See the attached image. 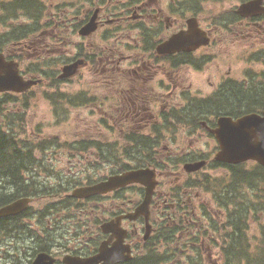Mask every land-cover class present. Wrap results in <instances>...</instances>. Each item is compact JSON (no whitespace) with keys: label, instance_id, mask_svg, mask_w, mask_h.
I'll return each mask as SVG.
<instances>
[{"label":"flooded vegetation","instance_id":"obj_1","mask_svg":"<svg viewBox=\"0 0 264 264\" xmlns=\"http://www.w3.org/2000/svg\"><path fill=\"white\" fill-rule=\"evenodd\" d=\"M14 1L19 2L18 10L14 12V15L21 14L30 23L22 27L26 29V33L18 36L17 42L10 43L12 46H16L12 51L9 52L4 49L7 45L6 40L0 41L3 44L2 46L0 43L2 46L0 54L5 60L16 62L18 67L22 55L12 52L14 50L23 51L24 47H28V45H24V42H31V37L34 38L36 33H38L37 37L40 38L43 34L45 36L46 31L47 34H51L54 28L62 27L64 31L76 33L79 41H81L84 40V37L79 36V31L90 20H93L95 24L93 34L100 32V41H107L111 38L109 36L117 39L128 37L130 40L132 39L134 44V46L131 45V49L140 46L141 43L150 44V52L140 53L133 50L137 55L128 57L122 56L116 46L115 48L112 46L99 48L97 55L95 54L96 49L92 54H84V49L79 43L78 52L72 62L76 59H82L77 58L80 56L85 58L83 59L85 63L81 67L88 66L95 61L97 64H101V69L95 68L98 75L104 74V72L114 74L116 71L112 70H117L118 67L121 69L122 61L128 62L130 64L128 71H121L131 75L129 88H132V91H118L110 94V98L104 97L112 104L117 103L113 109L119 114V117L114 119V122L109 117L113 125L105 120H101V124H106L115 129L117 127L122 133L127 131L126 134L130 140H135L138 136L144 138V141L148 140L155 144L143 146V150L138 152V157L131 153L130 159L134 161L131 160V166L124 167L116 164L110 165V163L115 162L109 158L111 153L106 151L103 145H100V143L102 144L100 140L82 139L70 145L67 148L65 160L68 169H62L69 176L78 174L81 170L95 169V173L106 172V174H100L98 180L91 179V181H83L82 183L74 179L66 182L65 180L68 178L66 175L58 177L60 186L66 187L64 195L61 196L62 201L74 213L78 211L82 214V217L70 224L61 221L53 222L48 219V214L45 215L44 211L34 212L30 209V204L34 202L36 192L40 188L35 191L37 182L33 178L35 171L40 169V165H38L40 162L37 164V159L32 157L33 161L28 163L24 169L27 177L24 191L27 193L19 198H28L30 203L27 209L21 213L0 218L2 220L0 231L8 236L11 231L22 226L19 222L20 219L30 217L37 225L35 230L26 231L25 242H23L25 245L24 256L48 254L53 259L54 264H87L86 261L88 260H90L89 264H152L150 254H146L145 249L147 245L151 244L153 238L162 236L168 240L171 233L179 227H198L194 215V208L198 205L197 202L191 203L190 200L193 186L190 181H186L184 178L197 176L209 166L219 168L220 165L217 166L218 164H216L219 162L213 161L212 158L218 151L212 131L217 127L219 118L229 117L235 120L243 114L238 105L233 106L235 109L230 114L216 112L217 108L220 109L221 104L213 105V107L210 104L216 98L214 103L218 101L219 97L217 96L220 94L218 92L237 90L238 88L231 87L227 79H224L221 86H212V90L218 95L214 94L211 98L198 99L201 101L200 105L192 107L187 119V124L195 126L196 129L186 133L192 137L209 138L214 143L212 154L210 156L189 154L185 156L186 158L181 161V164L174 167L166 159L177 155L168 151L167 147L157 146L162 138L161 132H156L153 137L151 133L153 126L162 128V124L167 122V108L170 112L176 107L173 106V101L168 99V94L154 95L151 88H147L146 82H150L151 85L158 79L165 80L164 78H167L159 88L155 89L156 91H171V94H178L179 92L184 94L191 91L190 87L185 86L184 71L186 69L201 70L203 64H206L205 62L211 57L207 50L212 45L220 43L222 32H225L224 39L227 41L246 42L245 48L248 47L247 45L264 47V0H239L232 9L225 7L227 0H217V2L212 3L211 16L206 17L198 11L199 0H67L68 2L63 1L57 5L42 0H5L0 4L1 12H4L7 9L6 6ZM203 1L208 2L207 0ZM258 1L260 2L254 9H241V6L248 2ZM191 2L193 3L192 7L189 6ZM63 8L66 12L61 13L63 18L58 20L54 10ZM133 29L138 30L137 35L132 34L134 33ZM191 36L194 37L193 41L190 39ZM173 38H180L175 46L181 48L178 50L168 49L160 55H154L156 47L161 48ZM200 39L206 42L201 44ZM194 46L197 47L194 48ZM257 54L264 55V50L262 48L258 52L249 50L246 56L255 58ZM119 57V62L115 61ZM19 72L23 79H34L33 76H28V73L32 72L30 69L25 72L20 71L19 68ZM137 79L144 80L143 87L138 85ZM239 89L241 91H264L262 86L253 85L251 88L248 84ZM194 91L200 90L194 89ZM154 96H159V98H154ZM206 100L210 102H204ZM158 105L160 111L156 108ZM260 111L262 110L259 109ZM115 129L113 132H116ZM142 131L146 133L141 135ZM151 139L152 141H150ZM92 149L94 151H91ZM163 149L166 150L165 160L161 158ZM127 156L130 157V155ZM200 161L204 162V166L199 170L192 172L186 170V166ZM225 166L222 168L230 174L229 169ZM36 167L38 169H35ZM142 169L152 170L157 182L153 188L149 204L143 211L146 215L137 214V209L143 204L146 195L145 188L139 184H130L105 194H97L87 198L75 199L70 196L78 188L91 187L112 176ZM131 192L137 196L135 198L125 196L126 193L131 195ZM214 212L218 218L221 215L224 216L220 211L214 210ZM67 229L73 238L67 239L64 243L63 234ZM41 231L43 234H40ZM207 238L210 239V237ZM194 242L203 246L205 238L199 240L198 237L194 236L193 241L187 243V246L195 244ZM66 258L71 260L67 263ZM206 259L209 264H214L215 260L221 261L220 258L216 259L214 254L211 256L208 254ZM159 264H167V260L165 259ZM171 264L180 263L173 260ZM221 264H223L222 261Z\"/></svg>","mask_w":264,"mask_h":264},{"label":"rangeland","instance_id":"obj_2","mask_svg":"<svg viewBox=\"0 0 264 264\" xmlns=\"http://www.w3.org/2000/svg\"><path fill=\"white\" fill-rule=\"evenodd\" d=\"M2 1L5 0H0V4ZM42 1L54 5L63 1L68 2L67 0ZM199 1L198 11L200 14L204 17L211 16L212 3L217 2V0ZM238 1L227 0L225 7L232 9L237 5ZM189 6L192 7L193 3L191 2ZM1 8L0 6V35L5 34L4 36H6L11 30L30 23L21 14L18 16L9 14L8 7L4 12H1ZM64 10V8L54 10L58 20H62L63 15L61 13H65L66 11L64 12ZM68 14H70L69 11ZM133 30L134 33L132 34L137 35L138 30ZM94 32L91 33L92 35L83 36L84 40L79 41L76 33L64 31L62 27L54 28L51 34H47L48 32L46 31L45 36L43 34V36H39L40 38L37 37L38 33H36L34 38L31 37V42H24V45H28V47H24L23 51L14 50L12 52L22 55L19 60L20 71L27 72L30 69L33 73L29 72L28 76L40 78L42 82L24 94H12L13 97L8 99L7 104L3 105L6 113L5 117L1 118V124L5 129L12 128L18 135L19 140L34 145L31 154L37 159V164L40 162L38 164L40 169L36 170L33 175L34 180L37 182L35 191L40 188L36 192L34 202L30 204V209L34 212L44 211L45 215L48 214V219L53 222L61 221L70 224L72 221L82 217L81 213L78 211L74 213L62 201L61 196L64 195L66 187L60 186L59 176L66 175L68 177L65 180L66 182L74 179L82 183L83 181H91V179L98 180L100 174H106L105 171L95 173L96 170L92 169L88 171L81 170L80 173L69 176L62 169H68L65 160L67 148L70 145L82 139L88 141L100 140L102 141L100 145H103L104 149L111 153L109 158L112 162H115L110 163V165L116 164L124 167L131 166V153L138 157V152L143 150V146L155 144L148 140L144 141V138H139L138 136L135 140H130L126 134L127 131L122 133L117 127L115 129L108 127L106 124H101V120H105L110 125H113V120L119 117V114L113 109L117 103L114 102L112 104L108 102L109 100H105L104 97L108 96L110 98V94L118 91H132V88H129L131 75L122 72L128 71L130 68L128 62L122 61L121 69L118 67L117 70H112L116 71L114 74L104 72V74L98 75L95 68L101 69V64H97L94 61L88 66L79 68L76 74L69 78L60 79L57 82L52 81V78L56 80L64 65L72 62L78 52L77 46L79 43L84 49V54H92L96 49L95 54L97 55L99 48L105 46H112V48L116 46L122 56L128 57L137 55L133 50H137L140 53H147L151 50L148 43H141L140 46L131 49V45L134 46V44L132 39L130 40L128 37L117 39L109 36L111 38L107 41H100V32L93 34ZM225 35V32H222L220 43L212 45L207 50L211 57L205 62L206 64H203L201 70L186 69L184 71L185 86L190 87L191 91H184V94H180V92L171 94V91H156L155 89L159 88L167 78H164L165 80L158 79L151 85L150 82H146L147 88H151L154 95L168 94V99L170 98L174 103L173 106L176 107L170 112H168L167 108V122L162 124V128L153 126L151 133L153 137L156 132H161L162 138L157 146L161 148L167 147L168 151L177 155L166 159L174 167L181 164V161L189 154L195 156H197L196 154H204L205 156L212 154L214 143L209 138L186 135V133L196 129L195 126L187 124L188 113L192 111V107L200 105L201 101L198 100L199 98H211L216 94L212 90V86H221L224 79H227L231 87L234 88L243 87L245 84H248L251 88L253 85L264 87V55L257 54L255 58L246 56L249 50L258 52L260 48L264 50V47H250L247 45V49L244 47L247 44L246 42H230L224 39ZM10 36H6L5 40ZM1 40L4 42L3 39ZM139 42H141L140 39ZM0 43L2 44V42ZM14 48L16 46H12L10 43L4 47L9 52ZM157 50L158 48L156 47L154 55H160V51L158 52ZM77 58L85 59L81 56ZM82 59L79 60L83 61ZM119 59L120 57L116 58L115 61L119 62ZM137 82L141 87L144 86L143 79H137ZM194 89L200 91H194ZM233 92L238 93V91ZM258 93L255 102L253 101L252 104L264 106V91H259ZM154 98H159V96H154ZM216 99L211 101L212 104L210 105L212 107L213 105H220L221 102L214 103ZM178 106L180 107L178 108ZM156 108L160 111L159 105ZM109 117H111L112 122ZM97 123L99 124L95 128ZM113 129L116 132H113ZM123 129L126 130L125 128ZM145 133V131H142L140 134L143 135ZM163 150L161 158L165 160L166 151ZM91 151L94 150L92 149ZM87 152L90 153V151ZM127 155H130V157ZM253 166V164H247L245 171H251L249 169H252ZM35 169H38V167ZM184 180L190 181L193 186L190 200L191 203L197 202L198 205L194 208L198 227H179L171 233V237L168 240H165L162 236L153 238L151 244L147 245L145 249L146 254H150L152 264H159L165 259L167 264H171L173 260L178 261L180 264H209L206 256L214 254L215 258L218 259L222 248V240H226L229 235L227 233L231 231L227 226V217L221 215L218 218L214 214L218 201L213 199L211 193L212 187L220 189L227 183L232 182L231 174L222 167L214 168L209 166L199 175L192 178L187 177ZM243 186L246 185L241 184L239 189L241 190ZM125 196L135 198L137 195L131 192V195L126 193ZM237 197L241 202L240 214L246 215V218L243 217L247 222L246 235L251 241H255L256 238L259 240L260 236H262L263 229L261 227L263 226L264 218L262 212L255 213L256 209H261L260 207L255 206V204L249 206L251 201L259 200L257 195L253 194L252 188L246 186L237 194ZM259 198L261 199L260 196ZM243 204H245V207H243ZM19 222L22 226L11 231L8 236L0 231V264H29L34 257L24 256L25 245L23 242H25L26 231L35 230L37 223L30 217L22 218ZM69 232V229H67L63 234L64 243H66L67 239L71 240L73 238ZM40 234H43V231ZM194 236L198 237L199 240L205 238L203 246L198 245V242L187 246V243L193 241ZM207 237H210V239ZM208 241L209 244H207ZM254 247H257V241L251 246V248ZM197 249L200 250L195 251ZM249 252L257 260L261 249L257 247L254 251L250 250ZM253 262L259 263V261ZM214 264H221V261L215 260Z\"/></svg>","mask_w":264,"mask_h":264},{"label":"trees","instance_id":"obj_3","mask_svg":"<svg viewBox=\"0 0 264 264\" xmlns=\"http://www.w3.org/2000/svg\"><path fill=\"white\" fill-rule=\"evenodd\" d=\"M7 7L9 14L13 15L14 12L18 10L19 2L17 3L14 1L11 4H8ZM25 30L26 29L22 27L11 30V32L6 35H12L7 38L8 40L6 39V44L17 42V37L26 33ZM4 35H2L0 39L5 41L6 36ZM2 46L0 45V48ZM52 81L57 82L58 80H54V78H52ZM233 91H238V93ZM258 92L259 91L242 92L239 88L237 90L220 91L218 92L220 93V97L216 103L221 102V107L220 109L217 108L216 112L230 114L233 112L232 110L235 109L233 106L238 105V108H240L239 110H241L243 115L249 113H259V109L263 110L264 106H261V104L258 106L256 104H252L253 101L255 102ZM12 97V94H3L0 97V207L25 196V193L27 192L24 191V188L27 183V177L26 170L24 169L27 167L28 163L33 161L31 153L34 145L19 140L17 137L18 135H16L12 128L6 127L7 129H5L1 124V118L5 117L6 113L3 105L7 104L8 99H11ZM245 98L250 99L247 100ZM204 102L209 103L210 101ZM216 164H218L217 166L220 165L219 167L225 166L219 163ZM247 164L254 165L252 169H249L251 171H245ZM247 164L225 166L229 169L232 182L227 183L220 189L218 187H212L211 189L213 199L218 201L216 211L222 212V214L227 217V225L231 229V231L227 233L229 234L227 239L222 240L223 243L219 258L223 264H256L253 261H259L258 264H264V221L262 223L263 226L261 227L263 231L262 236L259 238L260 241L257 238L255 239V241H257V247L261 249L258 259L255 260L253 258V254L249 251H254L257 247L251 248L255 241H251L246 235L247 222L246 219L244 220L243 218H246V215L240 214L241 202L237 197V194H239L246 186L252 188L253 194L257 195L259 200L251 201L249 206H253L255 204V206L260 207L261 209H256L255 213L262 212L264 218V169L254 163ZM238 183L246 186H243L240 190L239 188L241 184ZM243 207H245V204H243ZM1 223L2 220L0 219V224Z\"/></svg>","mask_w":264,"mask_h":264},{"label":"water","instance_id":"obj_4","mask_svg":"<svg viewBox=\"0 0 264 264\" xmlns=\"http://www.w3.org/2000/svg\"><path fill=\"white\" fill-rule=\"evenodd\" d=\"M258 2H249L241 6V9H254ZM264 12V11H263ZM95 30L93 20H90L79 34L86 36ZM194 30V29H192ZM193 41L194 37H190ZM180 38H173L170 42L158 48L160 53L172 49L178 50L176 43ZM205 40L200 39L203 44ZM197 46H194L196 48ZM186 50V49H185ZM83 61L78 60L72 64L61 68L58 79H66L73 76ZM40 83V80H24L19 74L18 65L13 61H6L0 54V94L15 93L21 94L31 87ZM217 142L218 152L214 160L228 165H239L246 162H255L264 168V110L261 114H246L235 120L229 117H221L217 121V127L212 131ZM204 162H197L186 166L189 172L200 169ZM154 172L149 169L129 171L121 175L112 176L104 182L97 183L91 187L78 188L71 193L75 199L87 198L97 194H105L112 190L130 185L139 184L145 188V199L143 204L137 209V214H145L143 211L148 206L153 188L156 184ZM30 203L28 198H21L3 207H0V218L17 215L25 211ZM146 215V214H145ZM71 259L66 258L68 263ZM87 264L90 260L86 261ZM92 263V262H91ZM30 264H54L53 259L48 254H38Z\"/></svg>","mask_w":264,"mask_h":264},{"label":"bare ground","instance_id":"obj_5","mask_svg":"<svg viewBox=\"0 0 264 264\" xmlns=\"http://www.w3.org/2000/svg\"><path fill=\"white\" fill-rule=\"evenodd\" d=\"M259 94V93H258ZM156 150V149H155ZM158 151V150H157ZM160 151V150H159ZM164 151V150H163ZM166 151V150H165ZM128 160V159H127ZM130 160H132V159H130ZM132 161H134V160H132ZM226 201V200H225ZM229 201V200H228ZM125 216V215H124ZM122 219V218H121ZM126 220H127V218H126ZM129 220V219H128ZM129 222V221H128Z\"/></svg>","mask_w":264,"mask_h":264}]
</instances>
